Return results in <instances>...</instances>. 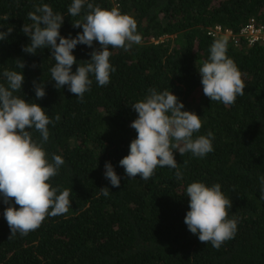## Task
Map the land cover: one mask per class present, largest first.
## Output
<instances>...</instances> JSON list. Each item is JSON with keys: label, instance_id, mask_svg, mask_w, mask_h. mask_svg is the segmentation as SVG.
I'll use <instances>...</instances> for the list:
<instances>
[{"label": "trees", "instance_id": "obj_1", "mask_svg": "<svg viewBox=\"0 0 264 264\" xmlns=\"http://www.w3.org/2000/svg\"><path fill=\"white\" fill-rule=\"evenodd\" d=\"M102 9H118L133 17L142 41L130 50L112 49L109 58L115 71L110 83L92 84L81 102L64 86L57 90L50 69L55 65L48 48L35 55L22 51L30 42L21 28L30 24L34 6L48 4L64 16L60 35L74 38L82 28L85 10L72 17V0H0V32L14 30L0 40V84L7 85L5 69L21 71L25 79L20 93L27 102L37 103L54 122L48 125L49 139L42 144L52 162L59 155L64 164L49 183L68 189V212L47 217L41 226L9 238L4 218L8 206L0 197V264H264V44L237 45L227 40V56L236 64L246 84L245 94L233 105L210 101L203 94L199 69L210 56L214 27L234 33L254 18L264 26V0H89ZM7 17V19H5ZM155 39L157 43L151 40ZM162 39V40H160ZM227 39V38H226ZM59 41H57L58 43ZM78 44L73 50L77 64L90 60L93 48ZM17 59L25 67L16 66ZM35 65V67H33ZM33 81L44 85L46 95L36 99ZM155 88L169 90L184 104L182 111L200 116L202 127L194 138L214 134V151L205 157L174 151L183 179L176 169L157 167L147 181L130 179L119 161L129 153L136 131L130 127L137 118L132 105ZM60 120L55 121L56 115ZM32 139L41 143L35 129ZM110 162L120 177L114 188L105 178ZM192 182L211 187L220 184L231 199L229 219L235 218L233 239L219 249L203 244L184 223L189 210L186 188ZM108 187L105 197L100 189ZM15 207H19L16 205Z\"/></svg>", "mask_w": 264, "mask_h": 264}, {"label": "clouds", "instance_id": "obj_2", "mask_svg": "<svg viewBox=\"0 0 264 264\" xmlns=\"http://www.w3.org/2000/svg\"><path fill=\"white\" fill-rule=\"evenodd\" d=\"M82 9L85 10L83 19L72 23L74 28H82V33H77L74 38L60 35L64 16L54 12L48 4L34 6V11L28 13L31 23L21 28L30 38L22 51L35 55L37 50L48 48L55 60V65L50 69L54 86L57 90L67 86L68 91L81 102L84 94L90 91V75L101 87L110 83V73L115 68L109 62L112 55L109 46L128 51L142 41L137 32V22L130 15L121 14L116 8L102 9L89 0H72L68 13L76 17ZM13 30L14 26H10L0 32V40H6ZM94 41L98 42L99 47L93 48L90 60L79 63L73 72L72 66L77 64L73 50L78 44L92 48ZM151 41L158 42L155 39ZM15 61L20 70L25 67L22 59ZM198 72L203 94L210 101L230 106L237 96L245 94L246 84L242 73L227 56V39L213 41L210 56ZM3 77L7 85L0 84V197L8 205L3 214L11 238L17 233L23 236L38 229L47 217L66 214L71 207V192L65 189L57 194L58 189L49 183L64 164L59 155H53L52 162H49L42 147L49 139L48 125L54 126V122L40 105L27 102L15 94L20 93L25 79L21 71L5 69ZM33 87L36 99L46 95L44 85L33 81ZM148 92L145 99L131 106L138 114L130 124L137 136L130 142L129 153L119 161V165L130 179L139 176L147 181L157 167L176 169L177 179H183L174 151L203 158L214 151V134L209 131L207 135L194 138V133H198L202 127L200 116L182 111L184 104L169 90L157 92L155 88H150ZM59 120L57 114L55 121ZM29 129L40 133L41 143L32 139ZM104 167L105 178L112 187L119 188L120 177L111 163L106 162ZM259 179L261 199H264V176ZM100 192L105 197L110 194L108 187L101 188ZM186 196L189 198V210L184 223L201 243H210L219 249L234 238L238 221L228 218L232 201L222 193L220 184L208 187L203 182H192L186 188Z\"/></svg>", "mask_w": 264, "mask_h": 264}, {"label": "built area", "instance_id": "obj_3", "mask_svg": "<svg viewBox=\"0 0 264 264\" xmlns=\"http://www.w3.org/2000/svg\"><path fill=\"white\" fill-rule=\"evenodd\" d=\"M210 33L214 36H225L234 45H237L239 40H243L249 46L264 44V26L259 25L254 18L250 19L237 33L231 30H222L219 26L214 27Z\"/></svg>", "mask_w": 264, "mask_h": 264}, {"label": "rangeland", "instance_id": "obj_4", "mask_svg": "<svg viewBox=\"0 0 264 264\" xmlns=\"http://www.w3.org/2000/svg\"><path fill=\"white\" fill-rule=\"evenodd\" d=\"M250 19H252V18H250ZM250 19H249V20H250ZM249 20H248V21H249ZM222 38H223V39H226L225 36H222Z\"/></svg>", "mask_w": 264, "mask_h": 264}]
</instances>
